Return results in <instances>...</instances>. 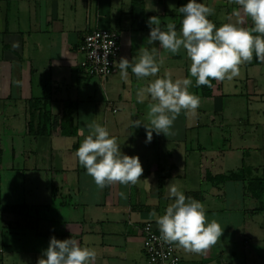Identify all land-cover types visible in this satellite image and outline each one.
Segmentation results:
<instances>
[{
  "label": "crops",
  "instance_id": "obj_1",
  "mask_svg": "<svg viewBox=\"0 0 264 264\" xmlns=\"http://www.w3.org/2000/svg\"><path fill=\"white\" fill-rule=\"evenodd\" d=\"M201 2L215 9L209 19L217 26H252L235 0ZM186 3L0 0V226L20 230L12 232L14 239L27 243L14 247L2 236L0 264H38L53 236H72L94 248L93 264H144L139 226L152 221L159 230L156 217L174 199L171 184L186 196L194 193L207 218L224 226L220 239L202 252L174 243L181 264H264V210L258 199L241 180L213 178L240 168L246 178H264V61L254 55L211 96L199 93L193 77L190 91L200 105L194 112L182 110L169 136L153 132L146 143L143 123L133 125L138 118L148 123L149 101L137 102L138 89L165 73L173 79L190 76L192 61L183 49L171 54L158 42L147 44L149 17L157 15L162 29L172 21L179 30V7ZM96 27L118 31L117 64L121 57L135 62L142 48H158L164 63L157 76L137 78L131 68L127 78L119 68L106 78L87 76L78 44ZM33 98L48 100L44 135L27 131ZM93 122L107 127L124 153L139 156L143 173L137 183L100 188L79 163L76 151Z\"/></svg>",
  "mask_w": 264,
  "mask_h": 264
},
{
  "label": "clouds",
  "instance_id": "obj_2",
  "mask_svg": "<svg viewBox=\"0 0 264 264\" xmlns=\"http://www.w3.org/2000/svg\"><path fill=\"white\" fill-rule=\"evenodd\" d=\"M235 3L250 17V28L231 22L217 26L209 19L215 9L201 0H187L179 7L182 14L179 30L172 21L162 29L157 15L149 17L147 44L158 42L160 49L171 54L183 49L192 62L190 76L173 79L170 73H165L137 90L138 103L149 101L148 123L139 118L133 123L137 127L142 123L145 126L146 143L152 140L153 132L171 135L172 126L182 110L194 112L198 109L200 98L190 91L193 77L196 87L211 85L212 80L232 81L240 75V66L250 62L254 55L264 61V0H235ZM236 14L239 15V11ZM158 51L156 47L142 48L135 62L121 57L118 62L121 76L127 78L129 68L137 78L157 76L164 63L162 57L157 58ZM88 129L76 156L95 184L103 188L115 182L137 183L143 173L139 156L124 153L117 138L101 123L93 122ZM169 197L174 198L172 203L164 214L156 217L164 241L202 252L220 239L224 226L207 218L201 201L186 196L176 184L169 186ZM95 258V249L82 246L74 237L57 239L53 236L38 264H93Z\"/></svg>",
  "mask_w": 264,
  "mask_h": 264
},
{
  "label": "built area",
  "instance_id": "obj_3",
  "mask_svg": "<svg viewBox=\"0 0 264 264\" xmlns=\"http://www.w3.org/2000/svg\"><path fill=\"white\" fill-rule=\"evenodd\" d=\"M120 49V35L116 29L92 28L81 37L78 44L82 55L80 67L87 76L106 78L113 75L118 71ZM139 232L146 264H181L174 243L164 241L152 221L140 224Z\"/></svg>",
  "mask_w": 264,
  "mask_h": 264
},
{
  "label": "trees",
  "instance_id": "obj_4",
  "mask_svg": "<svg viewBox=\"0 0 264 264\" xmlns=\"http://www.w3.org/2000/svg\"><path fill=\"white\" fill-rule=\"evenodd\" d=\"M220 85V81L212 80L211 85H201L196 87L199 93L203 96H211L214 90H217ZM46 98H33L28 101V121L27 131L33 135H44L47 133V122L49 117L46 114ZM70 125V120L68 119ZM63 132V128H60ZM59 131V132H60ZM73 129H69L67 132L72 133ZM215 180L223 181L227 179L241 180L250 194L258 199L260 205L259 209L264 210V178L252 177L246 178L244 175V168H240L235 172H229L228 174H219L213 177ZM190 196H196L194 193H188Z\"/></svg>",
  "mask_w": 264,
  "mask_h": 264
},
{
  "label": "rangeland",
  "instance_id": "obj_5",
  "mask_svg": "<svg viewBox=\"0 0 264 264\" xmlns=\"http://www.w3.org/2000/svg\"><path fill=\"white\" fill-rule=\"evenodd\" d=\"M112 29H115V28H112ZM92 77H95V78H97L96 76H92ZM244 109V108H243ZM212 114V113H211ZM226 125V124H225ZM230 125V124H229ZM238 126H239V124H238ZM241 126V125H240ZM231 129L233 130L234 128L233 127H231ZM262 129V128H261ZM264 131V130H263ZM6 180V179H5ZM7 181H9V179L7 178ZM3 189H4V192H5V194L6 195H10V191H9V189L5 186V187H3ZM0 216H1V212H0ZM1 221H2V219L0 218V223H1ZM14 231H17V234L18 235H20L19 233H18V231H20V230H18V229H13V228H10L9 229V226H7V227H1L0 226V239L2 238V236L4 237V239H7V240H13L14 241V247H16L18 244H21V246H23V244H24V242H21V241H17L16 239H14V237H16V236H13V233L12 232H14ZM2 233V234H1ZM174 243V242H173ZM25 244H27V243H25ZM24 244V245H25ZM175 245L176 246H178V244L177 243H175ZM21 246H17V247H21ZM0 248H2L1 247V245H0ZM179 248H177L176 250H178ZM5 250V249H4ZM179 252V251H178ZM179 254V253H178ZM1 256H3V252H1V250H0V257ZM5 264H10L9 262H6ZM144 264H146V263H144Z\"/></svg>",
  "mask_w": 264,
  "mask_h": 264
}]
</instances>
